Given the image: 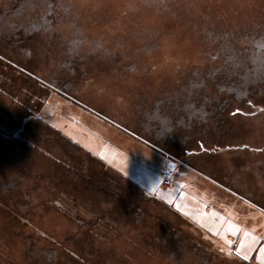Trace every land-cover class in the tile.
Wrapping results in <instances>:
<instances>
[{
    "label": "rangeland",
    "instance_id": "obj_1",
    "mask_svg": "<svg viewBox=\"0 0 264 264\" xmlns=\"http://www.w3.org/2000/svg\"><path fill=\"white\" fill-rule=\"evenodd\" d=\"M53 3L0 32V264H264V0Z\"/></svg>",
    "mask_w": 264,
    "mask_h": 264
},
{
    "label": "trees",
    "instance_id": "obj_2",
    "mask_svg": "<svg viewBox=\"0 0 264 264\" xmlns=\"http://www.w3.org/2000/svg\"><path fill=\"white\" fill-rule=\"evenodd\" d=\"M58 1V0H56ZM54 0H7L6 6L4 5L3 9H0V21L4 22V31L1 32V37H6L12 41H18L16 39L20 34H24V36H29L36 32L45 31L46 29L51 28L52 21L57 19L58 17L63 19L68 18L70 16V10L73 7L64 6L63 9L67 12V15H62L58 12V7L54 8L51 12V7L54 5ZM187 2H180V5H187ZM178 4V2L176 3ZM178 4V5H179ZM55 13V14H53ZM49 14L52 16L49 18ZM193 18V23L190 21L191 26L195 35L192 36L195 40L200 42L201 44H212L213 41H217L219 36L215 30L210 29V23L208 21L209 17L205 14L194 15L191 16ZM182 20H186V17H181ZM71 26V31L77 32L74 37V41H78L81 38V35H84L80 26L75 25L72 22H69ZM190 26V27H191ZM238 37L229 38L225 44H231L236 46L238 43ZM240 44H249L248 47V55L246 59L250 61V66L253 68L255 66L256 61L259 60V56L257 54L260 53L259 49H253V53L251 52L252 48L250 44H264L257 43L252 37L244 36L243 41ZM234 46V47H235ZM238 51L233 50L230 52L239 53ZM264 54V51L262 52ZM264 56V55H263ZM235 67L238 69L241 68L239 64H235ZM204 81H200L195 85V90L200 91L203 87ZM204 88V87H203ZM203 105V104H201ZM201 108V107H200ZM200 108H196L195 111H199Z\"/></svg>",
    "mask_w": 264,
    "mask_h": 264
},
{
    "label": "crops",
    "instance_id": "obj_3",
    "mask_svg": "<svg viewBox=\"0 0 264 264\" xmlns=\"http://www.w3.org/2000/svg\"><path fill=\"white\" fill-rule=\"evenodd\" d=\"M142 153H143V155L144 156H147V157H150V158H152V157H154V156H156L157 154L156 153H154L152 150H149V149H145V150H143L142 151ZM177 163H178V161H177ZM175 165V164H174ZM183 170H179V166L178 167H176V166H174V169H173V171H172V176H171V178L173 177V176H175V175H183V176H188V177H190L191 178V172L190 171H193V169L189 166V165H187V167H183L182 168ZM166 175V174H165ZM167 177V176H166ZM166 182H167V180H166Z\"/></svg>",
    "mask_w": 264,
    "mask_h": 264
},
{
    "label": "built area",
    "instance_id": "obj_4",
    "mask_svg": "<svg viewBox=\"0 0 264 264\" xmlns=\"http://www.w3.org/2000/svg\"><path fill=\"white\" fill-rule=\"evenodd\" d=\"M166 176H169V172L166 174Z\"/></svg>",
    "mask_w": 264,
    "mask_h": 264
},
{
    "label": "snow or ice",
    "instance_id": "obj_5",
    "mask_svg": "<svg viewBox=\"0 0 264 264\" xmlns=\"http://www.w3.org/2000/svg\"><path fill=\"white\" fill-rule=\"evenodd\" d=\"M245 259L247 258V257H244Z\"/></svg>",
    "mask_w": 264,
    "mask_h": 264
}]
</instances>
